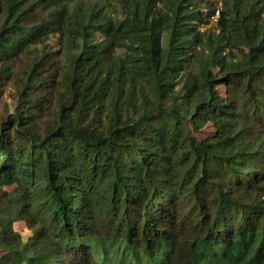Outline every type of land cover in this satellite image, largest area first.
I'll return each mask as SVG.
<instances>
[{"label":"trees","instance_id":"16d2710c","mask_svg":"<svg viewBox=\"0 0 264 264\" xmlns=\"http://www.w3.org/2000/svg\"><path fill=\"white\" fill-rule=\"evenodd\" d=\"M165 1L119 0L117 19L71 11L69 0H0V82H20L27 101L39 93L37 114H28L36 122L48 97L57 99L62 121L32 137L15 128L20 117L0 135V185L19 190V219L32 231L26 239L7 221L8 264H100L108 243L137 250L142 264H264V2L231 0L217 33H204L212 0ZM40 6L49 13L31 21ZM168 32L208 50L201 78L183 87L215 127L204 147L167 107L190 57L172 56L157 36ZM52 33L64 40L58 90L38 64L11 77ZM231 41L245 51L226 55L217 77L211 63ZM222 83L236 90L235 104L218 95ZM147 109L161 116L139 139L136 118Z\"/></svg>","mask_w":264,"mask_h":264},{"label":"rangeland","instance_id":"374dc122","mask_svg":"<svg viewBox=\"0 0 264 264\" xmlns=\"http://www.w3.org/2000/svg\"><path fill=\"white\" fill-rule=\"evenodd\" d=\"M226 4H223L226 11H231V0H224ZM204 0H197L196 6H202ZM224 2V3H225ZM165 3L173 5L171 0H166ZM82 6L87 9H102L105 14L122 19L123 14L119 0H69V7L71 11H74L77 7ZM223 8V7H222ZM49 9L43 6L37 8L34 15L31 16V21L42 19L47 16ZM201 32L210 33L215 32V23L210 22L206 25H200ZM161 37L165 46L170 48L172 56H190L186 63V70L181 75V79L176 85L178 91L177 98L170 101L167 107L170 110H176L182 116L187 128L189 136L193 143L197 147H204L205 141L215 134V127L210 121H206L203 111L193 102L188 105L183 99L185 92L183 87L194 76L201 78L202 66L201 58L206 59L208 50L203 46H195L194 43L189 45V48L183 44V35L181 33H161L157 34ZM96 39L100 40L101 35L97 34ZM64 40L58 33H52L48 36L46 41L38 45H33L29 50L18 59L19 65L15 67L14 71L10 75L14 77L16 74H22L26 71L29 65L38 64L41 71L46 75L53 85L52 91L58 90V83L56 77L59 75L61 68L65 62V55L63 50ZM241 51H245L242 46L234 41L228 42L224 55L218 57L211 63V71L217 77L222 76V72L226 65V55L229 53L236 55ZM122 53V52H121ZM2 67L0 66V72ZM7 82V80H5ZM20 82L12 81L9 83L0 82V135L3 133V129H10L8 124L13 119H20L15 121V128L24 132L28 131L32 137L43 135L45 130L49 127L55 128L59 126L62 121L59 118L58 108L60 107L57 99L52 98L49 94L48 101L44 105L45 117L41 121H34L32 117H28V114H37L36 100L39 99V93L36 98L33 94L27 92L28 101L26 98H22ZM218 95L225 100L228 104H235L237 101L236 90L228 83H222L216 85ZM22 98V99H21ZM39 106V105H38ZM28 111V113H26ZM161 112L158 110H145L141 115L136 118L135 130L133 136L139 139L147 138V130L145 128L146 121H156L160 118ZM24 203L21 200L20 192L15 185L3 186L0 185V264H8L13 258L14 254L5 251L3 244L1 243V232L7 221H13V225L17 231H19L24 238H28L32 235V231L29 230L25 222L19 219V212L23 208ZM107 254L105 257L99 256L100 264H142L140 257L132 253L131 249L125 244H110L104 247Z\"/></svg>","mask_w":264,"mask_h":264},{"label":"built area","instance_id":"2783aa9c","mask_svg":"<svg viewBox=\"0 0 264 264\" xmlns=\"http://www.w3.org/2000/svg\"><path fill=\"white\" fill-rule=\"evenodd\" d=\"M215 3V11L214 14L210 17V22L217 23L220 17V11L222 9V4L224 0H212ZM264 2V0H262Z\"/></svg>","mask_w":264,"mask_h":264}]
</instances>
